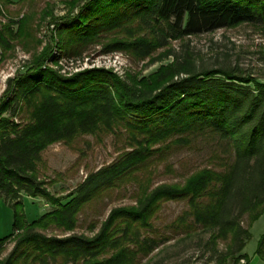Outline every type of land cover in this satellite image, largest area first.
Instances as JSON below:
<instances>
[{"label":"trees","instance_id":"1","mask_svg":"<svg viewBox=\"0 0 264 264\" xmlns=\"http://www.w3.org/2000/svg\"><path fill=\"white\" fill-rule=\"evenodd\" d=\"M76 5L71 3L70 14ZM29 21L25 16L16 23V34L8 26L0 30L2 47L11 49V40L29 36ZM242 24L264 27V0H88L60 25L51 62L82 59L104 33L114 36L102 53L122 51L144 61L170 39ZM51 52L49 45L25 74L10 80L0 100V196L14 210L13 232L0 239V264H137L159 246L149 232L162 203L179 200H187L188 209L174 227L188 236L198 230L209 234L205 264H249L242 252L253 237L250 229L264 215V83L236 69L198 68L189 53L173 50L165 55L174 57L172 63L145 79L122 80L103 69L65 77L44 68ZM24 107L28 121L16 123ZM120 125L130 150L89 173L67 202L51 193L38 176L51 145ZM207 133L231 144L234 159L227 170L204 168L183 184L159 185L135 205L112 209L92 236L75 233L84 207L139 170L160 152L157 146L172 138L171 144L188 146ZM24 196L42 198L53 209L28 222ZM9 243L13 247L4 256ZM256 255L264 262V234Z\"/></svg>","mask_w":264,"mask_h":264},{"label":"rangeland","instance_id":"2","mask_svg":"<svg viewBox=\"0 0 264 264\" xmlns=\"http://www.w3.org/2000/svg\"><path fill=\"white\" fill-rule=\"evenodd\" d=\"M7 1V2H6ZM77 5L70 14L71 3ZM88 0H0V30L10 27L18 32V23L25 16L30 18L27 28L29 36L8 40L11 49L0 44V100L9 88V81L25 74L36 56L47 46H51V58L44 68L50 67L65 77L91 69L111 71L122 80L136 76L139 80L154 75L162 67L170 65L173 56H165L168 51L177 55L190 54L198 68H229L244 73L247 77L264 83V27L242 24L237 27L220 29L184 39H170V44L153 53L144 61H137L128 53L114 51L102 53V46L114 34L104 33L98 42L89 46L83 58L63 60L60 64L52 61L58 51V29L60 25L76 17ZM5 116H8L6 114ZM16 123H26L28 113L25 107L13 119ZM165 142L160 152L150 158L139 170L125 178L114 189L104 192L87 204L78 217L76 234L92 236L112 209L135 205L145 193L162 184H183L193 173L204 168L224 172L233 162L234 153L229 141L217 135L205 134L194 138L188 146ZM129 148V135L120 125L113 132H99L95 135H80L69 144L58 142L43 154L38 166V176L45 180L51 193L60 197L63 203L86 176L117 160ZM26 220L32 222L53 208L42 198H23ZM188 209L187 200L169 201L161 205L152 220L149 232L159 246L148 257H141L137 264H205L210 259L205 243L209 234L199 231L188 236L174 227L175 220ZM14 210L0 196V239L13 232ZM245 218V225H248ZM253 237L242 254L249 256V264H264L256 255V250L264 234V215L250 229ZM47 234L61 235L57 230ZM7 245L4 256L12 249ZM222 247V246H221ZM244 261L241 262L243 264Z\"/></svg>","mask_w":264,"mask_h":264}]
</instances>
